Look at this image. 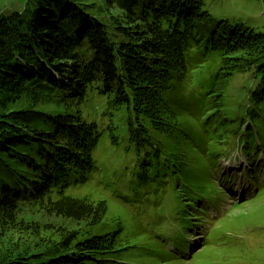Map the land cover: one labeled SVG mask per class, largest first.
Wrapping results in <instances>:
<instances>
[{
  "label": "trees",
  "instance_id": "1",
  "mask_svg": "<svg viewBox=\"0 0 264 264\" xmlns=\"http://www.w3.org/2000/svg\"><path fill=\"white\" fill-rule=\"evenodd\" d=\"M102 1L122 19L111 15L104 23L88 0H24L10 15H0V240L23 233L36 240L39 251L5 250L0 264L199 263L200 254L184 251L186 232L178 222L212 220L207 209L219 208L215 203L223 199L213 174L216 151L223 150L221 141L230 140L238 122L227 123L222 116L221 124L207 120L200 130L198 121L197 128L186 126L184 116L202 110L203 99L217 103L204 100L206 116L237 99L239 106L256 108L250 112L254 131L244 142L264 139V121H257L264 119V32L236 25L227 33L222 20L207 18L202 0ZM211 58L212 76L186 92L193 68ZM239 79L243 84L229 95ZM48 105L60 110L40 108ZM241 123L242 118L238 135ZM120 127L129 144L125 152H133L130 165L122 161V171L117 170L120 176L151 183L156 171L171 177L183 170L175 189L179 203H187L164 216L169 223L157 238L162 245L154 247L161 253L146 246L147 253L156 254L148 262L140 252L126 256L115 244L109 247L112 239L98 230L106 203L74 194L94 181L100 146L107 141L119 149ZM243 175L252 179L249 172ZM37 211L86 224L66 233L22 218ZM255 217L248 212L242 219ZM53 233L56 243L44 244L41 239ZM166 236L172 242H161ZM170 243L175 252L165 251ZM226 248L234 255L222 256L219 264L259 260L247 242L229 238Z\"/></svg>",
  "mask_w": 264,
  "mask_h": 264
},
{
  "label": "rangeland",
  "instance_id": "2",
  "mask_svg": "<svg viewBox=\"0 0 264 264\" xmlns=\"http://www.w3.org/2000/svg\"><path fill=\"white\" fill-rule=\"evenodd\" d=\"M187 2L189 0H182ZM203 9L208 13V19H217L222 20L224 24L222 28L228 33L231 31V28L240 25L247 28L249 31H254L255 33L264 32V5L257 0H202ZM24 0H0V15H10L8 11H13L16 8L23 6ZM88 2L94 4L98 9L101 19L103 22L108 20V17L111 15L118 16L119 19H122V13L113 9L108 11V9L103 5L102 0H88ZM105 18V19H104ZM213 58L209 62H204L203 64L197 65L192 75L189 77L188 83L186 84V92L196 88L200 83L209 78V74L213 73L214 66ZM232 85V90H228V94L237 91L243 80L239 79L234 82ZM208 105L213 104L216 101L211 99H203L204 108L200 110V113L195 116L196 120L199 122L197 125L200 130L205 126L207 120L210 122H216L221 124L222 116H225L224 120L227 123L235 124L242 118L241 123V133L238 135L237 126L234 131L230 132L231 136L237 137L239 140L248 139L252 135H245L250 130H253L254 125L252 122V112L254 114L255 106L252 104L248 109L243 106H239L237 99L228 100L227 103L223 104L224 109L220 113L214 112L212 116H206L208 111L206 110L205 101ZM217 103H214V105ZM44 110L58 109V107L48 105L47 107H40ZM62 112L67 113L68 110L64 107H61ZM98 109V108H97ZM194 109V108H193ZM92 114L98 117V110L91 109ZM195 114V110L192 111ZM259 124L264 121L262 118L257 120ZM195 119L192 116H184V124L189 128H197ZM119 138L120 134L123 132V128H119ZM196 131V130H194ZM254 131V130H253ZM219 134H225L219 129ZM109 142L105 141L97 153L94 154L97 164V173L94 174V181L85 186L83 189H80L74 194L79 195L80 197H88L89 201L93 204H99V201H104L106 204H101L104 207V221L98 227L99 233L110 237L112 241H108L109 247L111 244H115V250L118 251L121 255L128 253L134 254L137 252L147 257L149 261L150 254L156 255L155 253H147V247L152 248L153 251H160V248H154L161 246L162 244L157 240V238L164 232V226L169 223L164 216L171 217L181 204L185 205L187 202L179 203V199L176 197L177 189L170 179L166 176L164 178L168 179V184L165 185L163 180H157L151 182L149 185L143 186L131 182L130 178L126 175H121L118 171H122V161L125 166H129L132 161V150L125 152V148L129 145L125 134L122 133V139L120 140L119 149L114 150L109 146ZM182 153V152H179ZM191 154V153H190ZM193 156V155H192ZM122 159V160H121ZM228 162L222 160L220 164V170L223 173H227L229 169ZM118 170V171H117ZM108 177V178H107ZM107 180L106 183L99 184L100 180ZM219 180V178L217 179ZM237 182L241 179L236 177ZM219 184V183H218ZM138 186V187H137ZM222 184L219 185L218 189L222 188ZM136 195H133L135 191ZM240 190V189H239ZM238 192V189H235ZM223 194L228 196L225 198V201L219 205L220 208L226 209L227 206L234 200V197L240 199V195L234 196L229 195L227 190H223ZM119 196L124 197H133L130 199L129 203H126V199L119 198ZM144 207L146 209H144ZM210 213H212L210 211ZM158 214H163L159 216ZM24 220L29 222H38L40 224H51L56 228L62 229L66 233L78 231L80 228L85 226L86 221H82L77 224L74 221H65L62 222L59 219L50 218L45 212L37 211L33 212L31 216L22 217ZM76 225V226H75ZM4 233L0 229V236ZM14 233V232H10ZM42 241L44 244L56 243L57 236L53 234H46L43 237ZM192 242L197 245V238H192ZM35 239L26 234L20 235H7L5 239L0 240V253L5 250H23L26 248H34L36 255L39 253L36 249L34 243ZM40 243V242H39ZM193 243V244H194ZM147 246V247H146ZM160 253H158L160 257ZM138 256L136 259L138 260ZM165 256H161V259Z\"/></svg>",
  "mask_w": 264,
  "mask_h": 264
},
{
  "label": "bare ground",
  "instance_id": "3",
  "mask_svg": "<svg viewBox=\"0 0 264 264\" xmlns=\"http://www.w3.org/2000/svg\"><path fill=\"white\" fill-rule=\"evenodd\" d=\"M154 178V181H157V180H163L165 183H166V179L161 175V173L158 171L154 172V176H152ZM143 178H137L136 181H134V183L140 185V181L142 180ZM142 182L144 184H142L143 186H146V185H149L150 183L146 182V179H143ZM146 183V184H145Z\"/></svg>",
  "mask_w": 264,
  "mask_h": 264
}]
</instances>
